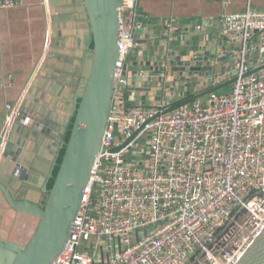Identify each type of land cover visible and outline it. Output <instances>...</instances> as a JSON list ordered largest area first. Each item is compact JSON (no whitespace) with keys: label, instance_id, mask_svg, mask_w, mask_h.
Wrapping results in <instances>:
<instances>
[{"label":"built area","instance_id":"built-area-1","mask_svg":"<svg viewBox=\"0 0 264 264\" xmlns=\"http://www.w3.org/2000/svg\"><path fill=\"white\" fill-rule=\"evenodd\" d=\"M124 1L102 149L54 264H236L264 227V11L248 6L220 20L225 45L217 52L226 61L210 58L209 76L213 85L233 83L167 112L207 83L196 84L187 73L181 81L172 71L175 54L160 62L138 54L153 36L143 39L148 18L139 0ZM20 3L0 0V10ZM163 23L169 37L178 32L176 17ZM189 83L181 95L179 86ZM159 84L162 92L150 106L147 95L136 93ZM10 108L1 132L11 122ZM144 149L148 162L133 166L130 155Z\"/></svg>","mask_w":264,"mask_h":264},{"label":"water","instance_id":"water-1","mask_svg":"<svg viewBox=\"0 0 264 264\" xmlns=\"http://www.w3.org/2000/svg\"><path fill=\"white\" fill-rule=\"evenodd\" d=\"M49 5L53 33L47 59L25 94L22 112L8 136L0 163V205H5L7 211L36 215L39 221L25 246L10 238L8 231H0V264H54L64 251L94 161L102 149L112 106L121 49V0H49ZM140 6L141 0L138 10L142 12ZM151 23L152 19H148L149 29ZM178 27L176 37L182 25ZM221 30H225L222 22ZM137 32L143 33V27ZM224 45L222 37L219 46H201L202 54L193 59L178 57V66L172 71L179 73L181 81L187 73L194 75L192 81L196 84L204 80L207 85L202 90L187 91L167 112L233 83L231 79L213 85L209 76L213 70L210 58L218 57L217 49ZM217 61L226 59L218 57ZM190 85L179 86L181 95ZM47 94L51 103L45 101ZM2 127L3 123L0 133L4 136L6 130L1 132ZM53 129L58 130V135ZM2 144L0 137V148ZM63 149L59 170L49 189ZM236 264H264V227Z\"/></svg>","mask_w":264,"mask_h":264},{"label":"crops","instance_id":"crops-1","mask_svg":"<svg viewBox=\"0 0 264 264\" xmlns=\"http://www.w3.org/2000/svg\"><path fill=\"white\" fill-rule=\"evenodd\" d=\"M248 6L264 11V0H141L142 13L152 19V28L146 24L143 39L153 36L154 41L143 43L138 54L148 53L153 62L163 61L167 56L172 58L173 54L177 57L181 54L183 60L193 59L202 54L201 46L206 45L209 49L213 45L219 46L224 32L219 31L223 11L237 13ZM170 16L183 25V32L179 31L181 34L177 37H169L164 29L163 20ZM50 24L48 0H21L16 7L0 10V81L9 83L11 76L13 82L0 89V125L11 112L10 106L18 104L13 113L15 118L33 76L43 64L50 40ZM11 127L12 123L7 127V134L1 137L0 161ZM8 216L5 210L0 226L8 224L5 227L11 237V225L6 221Z\"/></svg>","mask_w":264,"mask_h":264},{"label":"rangeland","instance_id":"rangeland-1","mask_svg":"<svg viewBox=\"0 0 264 264\" xmlns=\"http://www.w3.org/2000/svg\"><path fill=\"white\" fill-rule=\"evenodd\" d=\"M175 48L177 46H174ZM145 56L148 55V53H145L144 54ZM230 67H228L229 69ZM168 74L171 75V70H168ZM168 82H170L168 80ZM138 84H142L139 80H138ZM171 83H169L166 87V90H165V95L166 96H169L171 93H170V90H171V87L172 85H170ZM160 87V84L155 86V89L151 92L149 91H137L136 93L140 94L141 96L143 95H147V105L150 106L152 104H154L156 101H155V94L158 92V91H161V88ZM167 98V97H166ZM130 161L132 163L133 166H136L138 165L139 163L141 162H145L147 163L148 162V158H149V150L148 149H144L143 150V154L139 155V156H132L130 155ZM20 218L19 216H16L14 219H13V223H11L10 225V230L12 233L11 237L10 238H13L14 241H17V243H19L21 246H25V244L28 242V240L30 239V237L32 236L37 224H38V219L36 218H29L28 220H25L24 224L20 227L19 226V222H20ZM14 230L16 232H14ZM135 232L133 231L132 233H130V236L132 238H134V234ZM99 258L100 256H98L97 258V261L99 263Z\"/></svg>","mask_w":264,"mask_h":264},{"label":"bare ground","instance_id":"bare-ground-1","mask_svg":"<svg viewBox=\"0 0 264 264\" xmlns=\"http://www.w3.org/2000/svg\"><path fill=\"white\" fill-rule=\"evenodd\" d=\"M126 1V2H125ZM124 1V5H127L128 3H129V0H125ZM48 3H49V0H48ZM49 7H50V5H49ZM51 12V11H50ZM227 14H225L224 16H223V18L226 16ZM52 15H51V13H50V22H51V24H50V40H49V44H48V50H47V52H46V54H45V56H44V58H43V64H44V61L47 59V54H48V52H49V48H50V44H51V41H52V33H53V23H52ZM223 23V22H222ZM224 25V24H223ZM43 64L40 66V68H39V70L41 69V67L43 66ZM39 70H38V72L36 73V76L38 75V73H39ZM36 76H33V78H32V82H31V85L29 86V88H28V91L30 90V88L33 86V83H34V80H35V78H36ZM0 82H2L3 84H4V86L1 88V89H4V88H6L7 86H8V84H13V82H12V77L11 76H9V83H7L6 81H4V80H2V81H0ZM27 91V92H28ZM39 92H41V91H39ZM42 94V93H41ZM45 96V95H44ZM47 97H45V101H47L48 103H51L52 101H50L49 99L51 98V97H49L50 95L49 94H47L46 95ZM54 97V96H53ZM24 98H25V96H24ZM24 98H22V102L24 101ZM49 98V99H48ZM55 99V98H54ZM52 100V99H51ZM22 102H20V103H22ZM17 105L18 104H16L15 106H13V108L15 109V111H16V107H17ZM21 112H22V105H20L19 106V108L17 109V112H16V116H15V118H13V115L14 114H12L11 115V122L9 123V124H11L12 123V127H11V131H12V128H13V126H14V124L16 123V121H17V119H18V116H20V114H21ZM15 113V112H14ZM8 115L9 114H7L6 115V119H7V117H8ZM6 119H5V121H6ZM9 124L7 125V127L9 126ZM57 126H59V125H57ZM7 127H5V129L4 130H6V134H7ZM11 131H10V133H11ZM53 132L54 133H56L57 135H58V130H56V129H53ZM10 133H9V135H10ZM8 135V136H9ZM5 136V135H4ZM3 137V136H2ZM8 139V138H7ZM4 151H5V148H4ZM4 151H3V154H4ZM2 158H3V156H2ZM2 158H1V160H2ZM0 163H1V161H0ZM23 172V169L22 170H20V171H18V173H22ZM0 199H1V196H0ZM5 205L4 206H1L0 205V218H1V220H2V218H3V215L5 214ZM9 212H8V214H9V216L8 217H6L7 218V222L9 223V224H11V223H13V219H14V217L15 216H19V218L21 219L20 220V222H19V226L21 227L25 222V220H28L29 218H36V219H39L36 215H33V214H29V213H25V212H18V211H14V210H8ZM4 225V227H2V226H0L1 228H0V231L3 233V234H6L7 233V230H6V227L5 226H7V225H5V224H3ZM14 232H16L15 230H14ZM18 244V243H17ZM20 245V244H19Z\"/></svg>","mask_w":264,"mask_h":264},{"label":"trees","instance_id":"trees-1","mask_svg":"<svg viewBox=\"0 0 264 264\" xmlns=\"http://www.w3.org/2000/svg\"><path fill=\"white\" fill-rule=\"evenodd\" d=\"M68 139H69V133H67V135H66V141H68ZM63 154H64V149L60 152V156H59V158H58V164H57V166H56L55 169H54L53 178H52V179L49 181V183H48V188H49V189H51L52 186H53V184H54V179H55V177H56V175H57V172H58V170H59V164H60L61 161H62Z\"/></svg>","mask_w":264,"mask_h":264}]
</instances>
